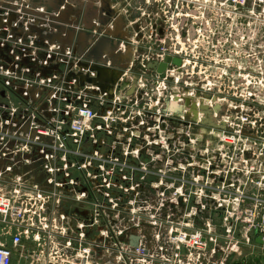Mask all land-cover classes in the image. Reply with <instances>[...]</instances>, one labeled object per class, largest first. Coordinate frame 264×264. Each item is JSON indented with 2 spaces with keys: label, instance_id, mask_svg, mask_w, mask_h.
Returning a JSON list of instances; mask_svg holds the SVG:
<instances>
[{
  "label": "built area",
  "instance_id": "built-area-1",
  "mask_svg": "<svg viewBox=\"0 0 264 264\" xmlns=\"http://www.w3.org/2000/svg\"><path fill=\"white\" fill-rule=\"evenodd\" d=\"M115 1L139 17L132 22L137 28L130 30L132 38L119 41L121 53L131 48L132 62L113 90L102 93L78 78L94 79L92 69L103 65L72 48L40 41L30 31L35 26L44 38L55 36L59 24L50 20L55 14L32 7L29 0H0V223L1 236L10 238V246L0 239V264H12L13 253L28 239L37 245L27 252L32 264H201L199 252L219 240L218 230L226 247L214 245L210 258L257 238L264 244V0H142L140 6H132L134 0ZM64 27L84 32L81 24ZM106 27L112 31L111 23ZM167 58H179L181 68L169 64L162 75L146 70L147 64ZM128 86L131 94L123 92ZM184 99L197 110L226 108L218 121L219 112L212 114L225 126L224 131L209 128L216 145L204 137L200 122L205 117L198 112L195 123L179 132L186 141L172 138L175 150L169 149L165 127L182 118L163 113L165 101L182 105ZM149 121L152 127L138 140L145 143L150 162L159 159L151 147L167 156L161 170L97 156L99 164L92 167L80 153L85 140L132 141ZM198 125L192 136L189 129ZM179 154L182 160L175 159ZM130 155L137 158L138 151ZM35 165L45 175L34 176L36 183L28 186L24 177ZM136 170L154 176L151 186L163 183L167 193L157 207L126 211L135 218L131 225L108 221L102 227L104 208L112 211L115 202L102 201L100 186L90 187L89 181L122 180ZM68 183L81 188L70 199L90 204L93 223L70 225L67 218L69 230L55 232L54 225L65 218L48 223L44 213L60 207ZM149 229L146 239L143 232Z\"/></svg>",
  "mask_w": 264,
  "mask_h": 264
},
{
  "label": "flooded vegetation",
  "instance_id": "flooded-vegetation-1",
  "mask_svg": "<svg viewBox=\"0 0 264 264\" xmlns=\"http://www.w3.org/2000/svg\"><path fill=\"white\" fill-rule=\"evenodd\" d=\"M135 2L132 3V6H140L142 3V0H134ZM94 6V8L97 9V15L99 16V11L101 12L100 16L103 20V22H105V24H108L110 22H113L117 17H120L125 28L127 29V35L129 36V29L133 32H135L137 30L136 28V24L131 23V27H127L125 24H127V21L125 19L126 16H131L133 17V21L134 22L138 17L139 14L138 12H133L131 14H127L128 9H127V5H125L124 3L120 2V1H115V0H84L81 4V9L78 12L77 8H75V10L77 12H75V14L78 13V15H82L84 16L85 14L89 13V11L93 12V8L91 7ZM126 10V11H125ZM135 11V10H134ZM127 12V13H126ZM124 13V14H122ZM12 19L8 20V24H10ZM17 31V29H15ZM130 31V32H131ZM130 38V37H129ZM173 59H178L180 61V66H174L172 64V60ZM170 62L167 64V68L168 65H172L173 67H175V69H180L182 62L179 58H171L169 59ZM166 68V69H167ZM201 94L197 93V97H199ZM185 100L183 101L182 105L183 109L182 112L180 113V115L178 116L179 118H182V121H179L178 123L173 122V121H169V126L170 128L168 129V131H174V129H179L181 132H184L185 130L188 129V122H192L195 123V121H193V116H192V112L190 110V103L189 102V106H185ZM188 100V99H187ZM202 107L206 108L205 106H199L198 110H197V114L198 112H201L202 110H200ZM218 107H214L213 109H208V112L210 111H214L213 113H217L218 109H219V117H221L225 112H226V108L219 106ZM196 108V105H195ZM190 112H189V110ZM187 111V112H185ZM212 113V114H213ZM205 118L202 119V122H200L201 126L205 128V132H204V137H206V139L210 140L212 143H216L213 142V137H210L211 135L208 134L209 128H213L210 126H205L203 123L204 121L207 120V117L204 115ZM213 122L214 118L213 116L210 117ZM210 120V119H209ZM199 124V125H200ZM192 127V129H189V132L191 133L192 136H194L197 133L198 127ZM218 125V124H217ZM219 126V125H218ZM148 127H152V121H149V124L147 127L144 128H138L134 133L135 135H137L138 137H133L132 141H126V140H121V141H111L110 139H107L106 141L103 142H92V141H88L85 140L81 143L80 145V153L82 156L86 157L88 160H90L92 162V167L94 165H98L99 162L97 159H102L104 160L105 158H109L112 157L116 160H118L119 162H125L129 165H134L136 167V169L138 167H140L141 165H146L147 166V170L148 171H152V172H156L158 170L163 169V165H162V160L164 158H167L166 155H164V153H162L161 149L159 147H151L149 148L151 150V152L155 153L157 156H159V159H156L153 162H150V159L148 158V154L146 153V149L145 148V143L141 142L142 140H138L139 138H141L145 133H146V128ZM220 130L224 131L225 130V126L223 128H221ZM201 131V130H200ZM167 144L170 150H172V152H174L175 148L172 144V138H178V140L185 142L186 139L184 138L183 134H179V133H174V137L167 134ZM200 143V144H198ZM196 149L197 151L199 149H201V145L203 144V141L198 142ZM75 148L77 147H72V150H75ZM138 151V157H133L130 155L131 152L133 151ZM124 152H127L128 154L125 155ZM183 153V152H181ZM95 156H97V159L95 158ZM182 154L180 155H176L175 159L177 160H182ZM105 166V164H104ZM29 171V169L24 168V171ZM31 174H28L27 177H24V181L27 182V185L29 186L31 181L33 180V178H35L34 176H36L38 179H40L42 176L45 175V172L43 171L42 168L37 167L35 165V167L30 168L29 171ZM72 172V176L75 179H79L80 176L78 174V171L75 169L71 170ZM97 175H100L99 173ZM105 177V176H104ZM103 177V178H104ZM30 181V182H29ZM156 181L154 179V176L152 175H144L142 173H140V171L138 172V170H136L133 174H130L129 176H127L126 179H122V180H117L114 177H110L108 178L107 181H102L100 180V177H98V182H93V181H89V186H93V185H99L100 186V190H101V199L102 201H104L105 203L110 204L109 200L112 202H115V208H112L113 210H111V208H104L105 210H107L108 212H103L102 214V222L103 225L102 227H104L105 224V228L108 225V223H112L114 225H116V223L119 226L122 225H131L133 222H135V218L129 216L128 214H125V212L131 210L133 207L137 208V207H141V208H146V207H153L159 204V200L162 198L161 194H166L167 191L165 190L164 184L161 183L163 186H160L159 188H153L151 186V183ZM158 183V181H157ZM78 186L74 187L71 184H66L64 187V191L67 194V197L64 199L63 203L60 205L59 208H57V211L60 214L66 213L67 218L69 219L68 222L70 225L72 224H76L79 222H83L85 224H92L93 223V217H92V213H93V208L90 207V204L87 203H78L74 200L70 199V195H73L76 191L80 190L81 188H79ZM65 204V206L63 205ZM47 211V210H46ZM116 211V212H113ZM124 212V213H123ZM112 214V215H111ZM117 215V216H115ZM44 216L47 218L48 223L51 222L52 218L49 217L48 213H44ZM160 220H162L164 217L160 215ZM109 221V222H108ZM75 235H78L77 233ZM143 235L145 236L146 239H149V233L147 232H143ZM46 236L45 235H41L40 236V240H45ZM126 238L124 236L120 237V240H125Z\"/></svg>",
  "mask_w": 264,
  "mask_h": 264
},
{
  "label": "water",
  "instance_id": "water-1",
  "mask_svg": "<svg viewBox=\"0 0 264 264\" xmlns=\"http://www.w3.org/2000/svg\"><path fill=\"white\" fill-rule=\"evenodd\" d=\"M19 1V0H14ZM32 7H36L37 5H41L45 8L47 13L55 14L56 16L50 17V20L58 23L55 29L58 31L55 36H47V38L43 37L41 34V30L35 26H30L29 29L32 33L38 36L40 41L46 39L49 43H57L61 47H69L72 48L73 51L77 55H84L83 58L87 61H93L94 63H98L103 65L96 66L92 70L95 72L96 77L94 79H82L78 78L80 84L87 83L92 84L93 86L99 87L102 93H109L113 90L114 86L119 82V80L123 76V71H125L129 64L132 62V50L127 47L125 53H121L118 48L120 46L119 41L127 42L128 35L127 29L125 28L120 17H117L111 23L112 31L109 30L111 28H107L106 26L109 24H105L103 22L99 11V16L97 15V9L91 5L93 8V12L89 11V13L84 16L75 14L78 10L81 9V4L84 0H29ZM77 8V11L75 10ZM78 11V12H79ZM11 21H15L14 17L10 18ZM9 19V20H10ZM96 21L98 26L93 24V21ZM78 24H81V29L84 32L76 33L74 29H67L64 26H74L76 27ZM103 36H98L101 32L100 29L103 30ZM96 31V34L93 31ZM62 35L65 37L62 38ZM170 62L169 58L165 59V61L161 64L150 63L146 65V70L155 71L156 74L162 75L166 68L167 64ZM172 64L174 66L179 67L180 61L178 59H173ZM110 64V68H105L107 64ZM128 85V82L123 81L122 86ZM111 98V97H110ZM167 100V99H166ZM189 100H185V106H189ZM190 110L192 112L193 121L197 120V108H195V104H190ZM183 106H180L176 103L169 104L165 101V109L163 113H171L172 115H176L177 117L182 112ZM201 112L207 117V120L204 121L205 126L214 127L216 129L223 128L222 123L218 126L213 122L210 118L214 111L207 110V107H202ZM179 114V115H178ZM210 119V120H209ZM219 120V115L217 121ZM213 142H216V138H213ZM136 238H133L132 245H136ZM256 244H262L261 240L257 238L255 240Z\"/></svg>",
  "mask_w": 264,
  "mask_h": 264
},
{
  "label": "rangeland",
  "instance_id": "rangeland-1",
  "mask_svg": "<svg viewBox=\"0 0 264 264\" xmlns=\"http://www.w3.org/2000/svg\"><path fill=\"white\" fill-rule=\"evenodd\" d=\"M127 9L129 13L127 12L126 13L128 15L134 12V10L132 8H129L128 6H127ZM128 17H125V19ZM129 33H130V30H129ZM132 35L133 33L132 34L130 33L128 37H131ZM139 69L140 71L143 70L142 68H140V66H139ZM147 76H149V74ZM2 228H3V225L0 223V239H2L3 241H8V238H4L1 236ZM225 244H226L225 241L223 242L220 240H218L215 244L208 243L204 251L199 252L200 258L198 262L201 264H221L223 261H224L223 264H264V244H261V245L256 244L255 240L250 241L248 244L246 243L239 244L235 248L234 252L232 253V256H230L228 259H224V255L221 252H217L214 257L210 258L211 250L214 245H218V247L225 249L226 247ZM195 264H198V263H195Z\"/></svg>",
  "mask_w": 264,
  "mask_h": 264
},
{
  "label": "crops",
  "instance_id": "crops-1",
  "mask_svg": "<svg viewBox=\"0 0 264 264\" xmlns=\"http://www.w3.org/2000/svg\"><path fill=\"white\" fill-rule=\"evenodd\" d=\"M49 2H51V0L49 1ZM122 14H124V13H122ZM126 17H128V16H126ZM133 19V17H128V18H126V21H127V24H125L127 27H131V23H132V20ZM130 30V29H129ZM133 35H134V33H133ZM131 38H132V36H131ZM128 39H129V37H128ZM138 57L140 56L139 55V53H137L136 54ZM140 59V58H139ZM132 70H134L135 72H139L140 71V69H139V67L138 66H133V69ZM141 73H143V71H140ZM127 80V79H126ZM126 80H124V81H126ZM129 80V79H128ZM131 81V80H130ZM124 87V86H123ZM131 89H130V87L128 86V87H126V88H124V90H123V92H126L127 94H131L132 93V91H130ZM130 91V92H129ZM219 97V96H218ZM218 108H220L219 106H218ZM217 112H219V109H218V111ZM170 128V126L168 125V126H166L165 127V135L167 136V134H169V135H171V136H173L174 137V133H179L180 132V130L179 129H174V131L172 130V131H168V129ZM36 182H32L31 181V184H35ZM49 211H50V213H51V215L49 214V217L50 218H52V219H57V220H59L60 218H62V217H64L65 218V221H60L59 223H56V225H54V230H55V232H58L59 230H61V229H63V228H66L67 229V231L69 230V227L70 226H68L69 224H68V222H67V215H66V213H63V214H60L58 211H57V209L56 208H51V210L50 209H48L47 210V213H49ZM147 233H149L150 232V229L149 230H147L146 231ZM217 234H218V236H219V240L220 241H223L224 242V238H223V233L222 232H220L219 230L217 231ZM4 238H8V241H4L5 243H7V245L8 246H10V238L9 237H4ZM60 242H61V240H60ZM149 246H151V248H154V243H151ZM37 247V245H36V243L32 240V239H28V240H23V245H22V248L21 249H19V250H17V251H15L14 253H13V257H12V264H32V260L33 259H30V258H28L27 257V252L28 251H30V250H32V249H34V248H36ZM223 255H224V259H228L230 256H232V253H231V251H229V252H225V253H222ZM67 255H70V254H67ZM74 257V256H73ZM77 260V258L75 259V261ZM93 261H96L95 259H92ZM103 261V263H105L104 262V260H102ZM101 263V262H100ZM224 263V261L221 263V264H223ZM53 264H55V263H53Z\"/></svg>",
  "mask_w": 264,
  "mask_h": 264
}]
</instances>
